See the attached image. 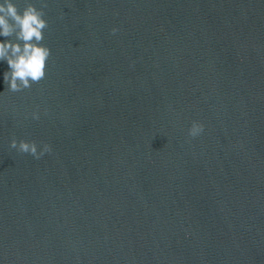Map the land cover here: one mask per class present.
<instances>
[{
	"label": "water",
	"instance_id": "obj_1",
	"mask_svg": "<svg viewBox=\"0 0 264 264\" xmlns=\"http://www.w3.org/2000/svg\"><path fill=\"white\" fill-rule=\"evenodd\" d=\"M26 2L51 56L20 92L0 61V264H264V0Z\"/></svg>",
	"mask_w": 264,
	"mask_h": 264
},
{
	"label": "clouds",
	"instance_id": "obj_2",
	"mask_svg": "<svg viewBox=\"0 0 264 264\" xmlns=\"http://www.w3.org/2000/svg\"><path fill=\"white\" fill-rule=\"evenodd\" d=\"M44 17L43 7L37 8L31 2H26L21 10L15 0H0V36L6 38L0 40V61H6L8 65L3 77L9 92L29 89L33 83H39L46 77L51 50L43 43L44 30L48 27ZM116 31V28L112 29L113 33ZM32 115L39 119L37 113ZM203 129L201 122L193 121L188 132L195 137ZM10 147L37 159L51 151L47 143L38 149L36 141H18L15 137L11 139Z\"/></svg>",
	"mask_w": 264,
	"mask_h": 264
}]
</instances>
